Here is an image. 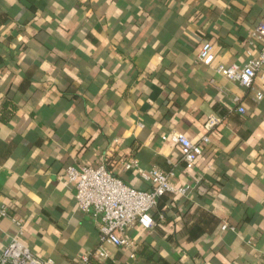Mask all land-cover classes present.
Instances as JSON below:
<instances>
[{
    "label": "crops",
    "instance_id": "1",
    "mask_svg": "<svg viewBox=\"0 0 264 264\" xmlns=\"http://www.w3.org/2000/svg\"><path fill=\"white\" fill-rule=\"evenodd\" d=\"M263 20L264 0H0V255L16 216L22 241L53 264H264V81L215 70L260 53ZM206 41L210 65L197 61ZM173 129L210 137L192 168ZM132 158L200 190L161 196L127 248L101 240L65 172L105 164L151 190L123 166ZM100 246L107 258L93 256Z\"/></svg>",
    "mask_w": 264,
    "mask_h": 264
},
{
    "label": "built area",
    "instance_id": "2",
    "mask_svg": "<svg viewBox=\"0 0 264 264\" xmlns=\"http://www.w3.org/2000/svg\"><path fill=\"white\" fill-rule=\"evenodd\" d=\"M252 35L264 40V20L253 30ZM214 50L212 43L206 41L197 53V61L206 65L213 64ZM217 73L229 80L238 82L245 87H252L256 76L264 81V45L258 55L251 56L245 64H216ZM263 92L256 91L257 100L263 98ZM239 111L245 112L240 106ZM221 121L216 115L208 118L207 125L212 128ZM168 140L180 149L183 160L188 168H192L209 144L210 137L205 135L200 142H194L184 132L170 130L166 136ZM125 168H137L140 176L152 183L151 190L138 189L124 182L113 173L105 164L84 165L76 167L70 165L65 172V178L75 184L77 188L76 201L78 208L95 220L99 226L101 240L116 246L131 247L133 242L128 235V230L135 224L151 227L154 224L150 210L157 204L158 198L165 192L176 195L190 196L196 186L189 184L177 185L170 180V174L158 167L144 168L137 159L123 162ZM9 216L6 205H0V223L4 217ZM13 221L19 226V233L11 238L0 255V264H53L52 259H44L35 253L29 245L21 239L24 230V221L13 217ZM228 222L222 224L226 229ZM233 228V227H232ZM93 256L101 259L109 256L108 251L98 247ZM84 264H88L89 258L85 256Z\"/></svg>",
    "mask_w": 264,
    "mask_h": 264
},
{
    "label": "trees",
    "instance_id": "3",
    "mask_svg": "<svg viewBox=\"0 0 264 264\" xmlns=\"http://www.w3.org/2000/svg\"><path fill=\"white\" fill-rule=\"evenodd\" d=\"M194 190H196V192H198V191L200 190V186L197 187V188L194 189ZM166 193H169V192H165L164 194H166ZM170 193H171V192H170ZM164 194H163V195H164ZM163 195H162V196H163ZM160 197H161V196H160ZM160 197H159V198H160ZM159 198H158V200H159ZM157 203H158V201H157ZM156 205H157V204H156ZM156 205H155V206H156ZM155 206H153V208L150 210L151 215H152V211H153V209H154Z\"/></svg>",
    "mask_w": 264,
    "mask_h": 264
}]
</instances>
